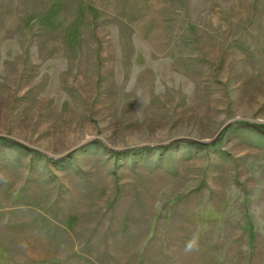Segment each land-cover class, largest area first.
<instances>
[{
  "label": "rangeland",
  "instance_id": "1",
  "mask_svg": "<svg viewBox=\"0 0 264 264\" xmlns=\"http://www.w3.org/2000/svg\"><path fill=\"white\" fill-rule=\"evenodd\" d=\"M0 264H264V0H0Z\"/></svg>",
  "mask_w": 264,
  "mask_h": 264
},
{
  "label": "trees",
  "instance_id": "2",
  "mask_svg": "<svg viewBox=\"0 0 264 264\" xmlns=\"http://www.w3.org/2000/svg\"><path fill=\"white\" fill-rule=\"evenodd\" d=\"M247 126H249V127H251V128H254L255 130H259V131H261L263 128L262 127H260L258 124H247ZM176 141H174V143H175ZM170 144H168V145H165V146H169Z\"/></svg>",
  "mask_w": 264,
  "mask_h": 264
}]
</instances>
